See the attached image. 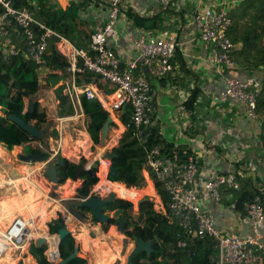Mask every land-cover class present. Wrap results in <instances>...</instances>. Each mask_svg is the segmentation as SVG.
Listing matches in <instances>:
<instances>
[{"label": "crops", "instance_id": "crops-1", "mask_svg": "<svg viewBox=\"0 0 264 264\" xmlns=\"http://www.w3.org/2000/svg\"><path fill=\"white\" fill-rule=\"evenodd\" d=\"M53 1H55L68 15H76L77 21L84 30L81 34L82 37L90 35V33L100 28L108 17L106 4L98 1ZM238 3V0H124L120 15L115 24L116 34L113 38L108 40V44L124 62L137 58L139 51L134 46L133 39L140 31H145L149 36L156 38L173 36L176 39L177 46L172 59V70L161 78H155L150 75L147 70L144 71V76L150 83L152 97L157 106V115L154 122L158 124L163 139L173 147L184 148L185 152L194 156L198 169L196 183L199 188L203 186L208 176L211 174L235 172L240 176L251 178L253 185L264 191V150L260 141V122L258 119L255 120L247 117L243 106L237 101L228 100L221 102L218 99V94L224 87L223 76L220 74L218 67L213 64L208 46L199 38L194 22V15L198 9L211 6L215 9L224 8L229 11ZM132 16L144 18V26H139ZM136 73L141 74L140 70H137ZM230 73L232 76L240 79L249 77L259 78L257 71L251 72L242 67H237ZM66 77L67 76L58 82H61L59 85H62L63 88L64 83L62 84V82ZM100 82L104 87L112 89V87L104 81L100 80ZM94 84L100 90L99 92L104 94L103 97H107L111 94L105 92L103 87L101 88L98 87L96 83ZM62 92L67 95L63 89ZM192 94L196 95L195 100L193 103L187 104ZM80 96L81 95L78 96L79 103L77 102V97L74 96V100H72L74 106H72L74 112H77V109H79L81 113H83L80 105ZM99 96L102 95L99 94ZM1 115L2 112L0 111V116ZM115 123L117 127L118 124L119 126L122 124L120 121L117 123L116 119ZM122 126L123 132L125 127L123 124ZM122 132L118 135L113 134L116 142H118L117 140H119ZM61 136L58 142L60 146L59 150H62L64 141V137L62 138ZM88 140V134H84L83 140L79 141L78 144L85 146ZM32 143L40 144L41 141L35 140L22 143L21 145H14L12 149H16L14 147H29ZM11 150L0 143V161L9 168L15 170L14 175L10 177H6L5 170H0V180H2L3 177L5 180L7 178L15 179L20 177V165L23 167L26 166L23 163L16 166L14 160L20 152L18 151L15 157H11ZM5 152H8V154L1 156V153ZM40 165L41 163H36V165L32 167V171H36V168L40 167ZM143 174H146L145 171H143ZM29 176L30 174L27 179H32V184L28 186L30 189L37 188L41 190L42 188L41 191L45 190L43 185L35 182L33 178L36 177L31 176L30 179ZM147 178H149V176H147ZM150 179L148 180L151 182L152 180ZM66 180L72 183L74 182L71 178H67ZM2 181L3 183L5 182L4 180ZM72 183H70L67 188L64 187V183H57L59 185L61 184L62 188L66 190V197L62 196L58 201V205L47 199L45 200V204L38 206V209L44 208L45 206L48 211H52L51 216L44 224V229L48 235H50V233L47 232V223L56 218V215L62 211L59 206V204L61 206L63 205L61 200L69 199L70 197L68 195L75 187L78 188L82 181L74 186ZM151 183L154 193L150 195L153 196L156 194V191L153 182ZM9 188L13 189V186L8 188H6V185L3 187L0 186V199L5 197L8 203L12 205L11 207H14L15 202L19 201L14 195L18 194L14 193L11 197L6 196L9 194L6 189ZM130 188L139 190L144 187L140 188L134 186ZM92 190L96 191V189H91V191ZM238 190L237 184L232 189L222 187L221 193L223 198L220 202L199 198L198 203L200 207L213 218L216 228L222 234H236L242 237L250 236L252 232L245 214L228 207L231 202H234L235 194ZM21 191L23 193H28L24 189ZM69 191L70 193H68ZM50 199L52 198L50 197ZM46 205H48V208ZM16 215L17 214L12 217L14 218ZM13 218H7L4 216L3 212H0V230L3 228V230H5ZM65 218L66 216L63 217V219ZM76 220L75 228L77 231L75 234L71 230H69V232L73 234L76 244L79 246L80 253L82 252L81 254L84 256L90 254L93 262L96 256L100 257L102 255L95 247L98 239L103 240L105 232L102 230L101 223L93 221L92 216L87 217L85 222L77 218ZM64 222L66 223V220H64ZM83 230H85L86 235L89 237L87 238V244H85L80 237ZM29 232L30 229L28 230V236ZM40 236H35L28 240L25 253L19 250L17 255L14 256L15 252H12L17 249L9 247V255L12 256V259L9 262L4 258L5 260L3 262H5V264H16L17 259L21 260L24 254L29 257L31 255L29 251L31 243H34V240ZM101 240L99 244L104 243V240L102 242ZM260 241L264 244V222L260 226ZM46 245H48L49 249L48 241ZM106 245V248H109L108 250L113 249L108 244ZM114 249L116 250L117 247H114ZM104 250L105 248L103 252ZM3 255L4 254H1L0 258H2ZM45 255L48 258L49 252L46 251ZM111 259H113L111 262V264H113L119 260V256H113Z\"/></svg>", "mask_w": 264, "mask_h": 264}, {"label": "built area", "instance_id": "built-area-1", "mask_svg": "<svg viewBox=\"0 0 264 264\" xmlns=\"http://www.w3.org/2000/svg\"><path fill=\"white\" fill-rule=\"evenodd\" d=\"M92 1L106 4L108 17L90 35L89 49H79L63 36H59L55 42L57 51L69 64L66 67L67 77L62 82L63 91L73 106L74 96L79 103L78 96L84 95L87 99H97L103 109L113 116L114 112L117 114L126 104L130 108L131 124L142 132V129L154 123L157 115V106L144 71L147 70L155 78H161L170 72L173 68L176 39L173 36L156 38L140 31L133 39V44L139 51L137 58L123 62L108 44V40L116 34L115 24L124 0ZM0 5V52L3 58L19 55L31 60L38 69H46L44 56L47 39L55 33L35 20L27 8L15 9L10 0H0ZM194 22L199 38L208 46L212 62L223 76L224 87L219 92L218 99L221 102L237 101L243 106L247 117L258 119L256 102L261 88L260 80L254 77L240 79L230 73L236 69L237 64L232 57L236 44L227 35L231 25L228 11L206 6L197 10ZM86 70L95 73L100 80L112 87L109 96L103 97L104 94L99 92L94 83L77 84L76 77ZM137 70L141 74L136 73ZM61 120L63 118L59 119ZM57 145L59 150V143ZM109 164L110 162L108 166ZM146 166L144 171L147 176L150 177V172L153 173L168 196L167 206L165 208L161 203V210L167 213L170 222L177 224L182 235L189 238L190 242L205 237L216 241L217 251L211 257L215 264H264V244L260 241L264 205L259 196L244 203L245 217L252 232V235L245 237L222 234L216 228L213 218L198 203L199 198L220 202L221 188L236 186L235 172L211 174L199 188L196 183L198 169L194 156L188 155L185 160L175 157L170 159L164 157L158 147L147 152ZM108 175L107 169V178ZM93 191L100 194L98 190ZM234 206V203L228 205L230 209H234ZM28 230L26 217L17 214L5 230H0V255L9 247H17L19 251L28 239ZM187 244L186 239L177 240L179 247H186ZM55 255L54 258L49 255L47 259L54 260Z\"/></svg>", "mask_w": 264, "mask_h": 264}, {"label": "trees", "instance_id": "trees-1", "mask_svg": "<svg viewBox=\"0 0 264 264\" xmlns=\"http://www.w3.org/2000/svg\"><path fill=\"white\" fill-rule=\"evenodd\" d=\"M239 3L228 11L231 18V25L227 35L236 44L232 52L237 67H242L248 71H257L261 88L257 97L256 111L260 122V141L264 150V0H238ZM11 6L15 9L27 8L30 10L39 23L51 29L55 34L48 37V45L45 51V61L47 69L46 81L49 86L58 84L67 72L68 61L62 56L55 47V42L59 36L69 39L77 48L88 50L90 35L82 37L83 29L77 21L76 15H68L53 0H10ZM2 10L0 5V11ZM139 26H144L145 19L132 16ZM81 59H79V65ZM236 67V68H237ZM38 66L31 60L22 56H10L3 58L0 52V143L7 149H12L14 145H21L37 139L30 138L17 124L7 118L8 114H15L25 121L43 128L48 124L44 105L34 99V107L31 112L27 110V101L32 98L39 89ZM77 84H87L94 82L98 87H103L104 91L111 93L113 89H108L101 84L100 78L93 72L84 71L76 78ZM63 86L58 85L55 89L56 98L61 106L60 114L72 115L73 106L62 92ZM195 94L190 96L187 104L195 100ZM80 105L84 116L88 119L87 132L94 144L99 141V131L106 120L108 112L103 109L97 99H87L84 95L80 96ZM117 119L124 125L116 146L112 147V152L116 157L112 160L116 168V176L108 175L111 181H118L126 187H144L145 178L143 171L147 169V152L158 147L161 154L173 159L185 160L190 153L185 152L184 148L173 147L163 139L159 126L155 122L142 129L145 136L136 129L130 121V108L118 110ZM115 125V124H113ZM40 141V140H37ZM16 148V147H15ZM28 151L39 152L40 149L28 147ZM26 152V151H25ZM63 159V158H62ZM77 164L65 159L64 164L57 165L58 183H64L67 178L75 180L74 168ZM92 173L86 171L81 173L82 183L77 188L79 194L88 195L90 188L98 181L96 167L91 168ZM155 191L159 196L162 205L166 208L168 196L161 184L150 172ZM238 191L235 194L234 210L241 211L244 203L253 200L256 196L261 198L264 205V191L253 185L249 177L235 175ZM232 189V188H230ZM108 202L104 206V211H113L106 222L101 223L102 230L106 232L110 225L114 229L116 218L126 213L131 218L125 224V236L136 241L138 237L153 242V247L157 253L149 256L139 253L133 256L135 264H215L211 257L217 251V243L211 237L194 239L192 242L185 235H182L180 228L175 222H170L167 213L162 210H155L151 200H141L138 204L137 213L140 220H133V203L127 199L119 197ZM221 198L223 195L221 193ZM59 217L47 223L50 234L56 233L57 229L64 224L60 213ZM92 220L97 222L93 217ZM183 238L187 240L186 247H179L177 240ZM76 244L75 238L68 233L58 244L59 255L61 258L68 256ZM47 245L36 246L33 242L30 246V254L39 264H47L48 259L45 255ZM49 252V249L47 250ZM32 260V259H31ZM33 261V260H32ZM34 263V262H33ZM68 264H89L87 256L80 255L73 258Z\"/></svg>", "mask_w": 264, "mask_h": 264}, {"label": "rangeland", "instance_id": "rangeland-1", "mask_svg": "<svg viewBox=\"0 0 264 264\" xmlns=\"http://www.w3.org/2000/svg\"><path fill=\"white\" fill-rule=\"evenodd\" d=\"M38 72H39V75H40L39 76V89L36 92V94L34 96H32V99L33 100L37 99L44 105L45 111H46V119L48 121V131H47L46 137L44 139L40 140L41 141L40 144H33L32 143V144H30V146L33 147V148H37V149H48L50 151V156L53 157L52 160H55L56 158H60V159L63 158V159H67L68 161L73 162L75 164L83 163L86 168L96 167V173L95 174L98 177V181L96 182V184H98V182L100 181V178H99L98 175H99V172H101V162L107 163L103 173L107 172L108 162H109V160L104 159V158H100L101 160H92L93 157L97 155L98 147L100 146V143L102 142L101 141L102 140L101 131H99V143L94 144L92 142V140H90L89 134L86 132L88 119L84 116L83 113H81V111L79 109H77V112L76 111L73 112L72 115L60 114L59 111L61 110V106L59 105V101L56 98L54 89L61 82L56 84V85L49 86L47 84V81H46V75L48 74L49 70L48 69H44V68H40L38 70ZM108 114H110V113L108 112ZM58 118L59 119L63 118V120L59 121ZM110 118L111 119H110L109 124H108V131H107L106 136H105V138L107 139L106 143H105V148H106L105 151L106 150L107 151H111L112 147L117 145L118 142H116V143L114 142V143H112L110 145H108V142L110 141L111 138L114 137L113 134H120L122 132V130H123V128H122L123 126H122L121 123H120L121 126H119V124H118V127H117V125H113V124H116L115 123V119H117V115H116L115 112H114V116L112 114H110ZM85 133L88 134L89 140H88L87 144H85V146L84 145L82 146V145H80L78 143H79V141L83 140V135ZM60 136L62 138L64 137L62 150L61 149L60 150L57 149L58 148L57 143L60 141ZM96 148H97V150H96ZM54 150H57L58 152L56 153V152H54ZM95 150H96V152H95ZM16 151L17 152L15 153V155L18 153V151L24 153L25 151H28V147L27 146L24 147V148H21V147L17 148L16 147ZM10 152H12L10 154L11 157H15V155L13 154L14 149H12ZM4 154H8V152L1 153V156H4ZM99 161H100V164H99ZM14 163L16 164V166L18 164H22V163L25 164L26 166L23 167L22 165H20L21 166L20 167L21 168L20 169V172H21V176L20 177L15 178V179L7 178L5 180L4 186L6 185V188L12 187L16 183V185L19 187V192H21V190H23L26 187V183H27V180H24V178H25L24 174H26V172L29 171V174H30L29 178L31 179V176L36 177V178H33V179H35V182H38L41 185H43V187L45 189L44 190L45 192L41 191L42 190V188H41L40 191L38 190L39 192H36L34 194H30L29 196H27L28 199L37 200L38 206H42V204H45V201L43 202V199L44 200L48 199L51 202H54L55 204L58 205L59 199L62 198V196L66 197V195H65V191L66 190L62 188L61 184L60 185L59 184H55L53 182L48 181V179L46 178L45 170H46L47 164L44 165V163H42V162H24V161L19 160L17 157H15ZM36 163H41V165H40V167L36 168V171H32V167L34 165H36ZM0 170H2V171L5 170L6 171V177L7 176L10 177V176L14 175V171H15L14 169L9 168L7 165L3 164L1 161H0ZM143 176L145 177V181H146L145 184L146 183L147 184L144 186L143 189H139L141 191H138V194L133 196V197H131L132 195H130L128 190H124L125 192L123 190H121L122 189L121 186H123L126 189H129L130 187H126L121 182H113V181H111L109 179L108 180L112 182V189L109 192L104 193V194L100 192V195L102 197H107L111 192H115L116 194L119 195V197L131 201L133 203L132 212L137 214L136 217H135V220H140L139 215L137 213V210H138L137 209L138 208L137 204H138V201H140V199L142 197H144V196H147L149 198V200H151L153 202V208L155 210H161V200H160L159 196H157V195L156 196L155 195L152 196L149 193H146V190L148 188L147 187L148 184L149 183L152 184L151 183L152 181L150 182L148 180V179H150V177L147 178L146 174H143ZM11 181H14V183L11 182ZM73 181L77 184L78 182L81 183L82 179L80 178V179L73 180ZM7 182H9V183H7ZM10 182L12 184H10ZM19 182H21V183H19ZM65 182H64V185L69 186L68 182H66V183ZM120 184H122V185H120ZM94 185L91 186L90 192H91V189H95ZM67 186H65V187H67ZM96 190H98V189L96 188ZM76 191H77V187H75L73 189V191L68 196L72 197L76 193ZM50 197L52 199H50ZM46 206L48 208V205H46ZM59 206H60V208L62 210L60 212V215L62 217L66 216V218L63 219V220H66L68 230H71L75 234V232L77 231V229L75 228V225H76V222H77L76 218L73 217L69 212H67L66 208L63 205L61 206L59 204ZM44 208H45V206H44ZM88 213L89 212L85 211L86 218L87 217H91V214L89 213L90 214V216H89ZM106 213L109 216H112L114 212L113 211H106ZM51 214H50V216H51ZM50 216H48V218ZM122 216L125 218L126 221H130V219H131L129 217V215L126 214V213H123ZM83 222H85V220ZM113 226H114V229L110 225L108 230H107V232H105L106 236L104 235V237H103L104 241L101 240V239H98L96 241V247L97 248L95 247V249L100 251V253L102 255L100 257L96 256L95 259L92 262V256L90 254H87V256L89 258V264H91V263L93 264L95 260H101L102 257H106V254L107 255L109 254L110 256L113 255V254L115 256L116 255L119 256V260L116 261L113 264H124L125 263L126 255L128 254V252L133 247L135 241L131 240L130 238L126 237L121 232H119L116 229L115 225H113ZM74 229H76V230H74ZM84 234H86L85 230L82 231V233L80 234V237L84 238L83 237ZM100 240H101V242L103 241L104 243L99 244ZM105 242H106V244H108L113 249L108 250L109 248H106L107 245L105 244ZM114 247H117V249L115 250ZM104 248H105V250L103 252ZM55 249H56V239H55V243H54V246H53V254L55 252ZM47 250H48V245H47V249L45 250V253H46ZM29 251H30V247H29ZM49 251H52V247L50 248V243H49ZM14 252L13 253H14V256H15V255H17V253L19 251H14ZM32 258H33L32 255H30L28 257V256H26L24 254V256H23V258L21 260L17 259L16 264H39L35 258H33V259ZM6 259L10 262V260L12 259V256L9 255ZM31 259L33 260L34 263L32 262ZM113 259H109L107 261H104L103 263L104 264H111Z\"/></svg>", "mask_w": 264, "mask_h": 264}, {"label": "water", "instance_id": "water-1", "mask_svg": "<svg viewBox=\"0 0 264 264\" xmlns=\"http://www.w3.org/2000/svg\"><path fill=\"white\" fill-rule=\"evenodd\" d=\"M34 107V102L32 98H29L27 101V110L31 112ZM126 104H124L121 107L122 112L126 110ZM7 118L17 124L19 127H21L24 131L27 132V134L30 136V138L42 140L46 137L47 131H48V124L43 127L39 128L36 125L29 123L22 119L21 117L15 115V114H8ZM110 114L107 115L105 122L103 123L100 131L102 134V142L107 140L105 138L106 133L108 131V124L110 121ZM141 136H145V133L142 131ZM36 140V141H37ZM35 141V140H34ZM101 142V143H102ZM116 157V154L111 151H105L103 154V158L109 160L110 164L108 166V174L110 176H116V168L114 164L112 163V160ZM17 158L24 162H42L47 164L46 170H45V176L48 179V181L53 182L55 184L58 183V172H57V165L58 164H64L65 159H55L52 160L53 157L50 156V151L48 149H41L39 152H31L26 151L24 153L20 152L17 156ZM86 171L87 173L91 174L92 170L91 168H86L83 163L77 165L74 168V174L76 179L81 178V172ZM118 198L117 194L115 192H111L107 197H102L100 194L95 193L93 190L88 194H79L77 191L76 193L70 197L67 200H61V203L66 208L67 212H69L72 216L77 218L80 221H84L86 218V212H89L91 216L99 223L106 222L108 219V214L106 211H104V206L106 203ZM149 198L147 196H144L140 199L141 200H148ZM139 204V201H138ZM137 204V206H138ZM136 213L132 214L133 220H135ZM59 215H56V218H58ZM63 218V217H62ZM125 218L120 215L116 218L115 221V227L116 229L121 232L123 235H125V224H126ZM47 232H49V228H47ZM50 233V232H49ZM70 233L66 223L59 227L53 235L56 237V252H55V259L54 260H48L47 264H68L73 258L82 255L79 250V246L77 244L74 245L73 251L66 256L65 258H61L59 255L58 250V244L59 242L68 234ZM47 243V239L44 236L38 237L36 240H34V244L36 246H41L43 244ZM145 253L146 256H149L152 253H157V250L153 247V242L149 240H144L141 237H138L137 240L134 242L133 247L126 255V260L124 264H135L133 261V256L139 253Z\"/></svg>", "mask_w": 264, "mask_h": 264}, {"label": "bare ground", "instance_id": "bare-ground-1", "mask_svg": "<svg viewBox=\"0 0 264 264\" xmlns=\"http://www.w3.org/2000/svg\"><path fill=\"white\" fill-rule=\"evenodd\" d=\"M116 122L118 123L119 121L116 119ZM114 142H116L115 136L110 139V141L108 142V145L109 144H112ZM105 143H106V140L103 141L102 143H100V146L98 147L97 155L94 156L92 160H101L100 158H103V154H104L105 149H106L105 148ZM96 150H97V148H96ZM96 150H95V152H96ZM16 152H17L16 149H14L13 154L15 155ZM106 164L107 163H105V162H101L100 181L98 182V184H95L94 185L95 189L97 188L99 190V192H101L103 194L109 192L112 189V183L109 182V181H107L108 180L107 177H106L107 180L105 179V174H104L105 172L103 173V171L105 170ZM24 175H25L24 176L25 177L24 180H27L26 187L24 188V190H26L28 193H25V192L23 193L22 191L19 192V187L16 185V183L14 184L13 189H11V188L6 189L9 192V194L6 195V196H9L10 197V196L14 195V193L15 194L17 193L18 195H14V196H16L19 199V201H16L17 204L15 202L14 207H11L12 205L8 203V201L5 199V197L4 198L2 197L3 199H0V212H3L4 213V216H6L7 218L9 217L10 219H12L13 218L12 216L15 215V214H21L24 217H26V220L28 222V226H29L30 232H29L28 239L26 240V242H24V244L18 250H22V253H24L26 251V248L28 246V240L30 238L35 237V236L44 235L45 238L47 239V241L50 243V248L52 247V251H49V255H50V258H53L54 257V254H53V246H54L56 237H55V235H52V234L48 235L46 233L45 229H44V224L48 220V216H50V214L52 213V211H50V210L48 211L46 209V207L45 208L42 207V208L38 209L39 207H38V204H37L38 203L37 200L28 199L27 196H29L30 194H34L36 192H39L40 190L38 191L37 188H31L30 189L28 187V186H30L32 184L31 180H28L27 179L28 178V175H29V171H27L26 174H24ZM3 180L5 181V178L4 177H3ZM11 182L14 183V181H11ZM11 182H10V184H12ZM66 182H68V185H69V183H72L69 180L66 181ZM7 183H9V182H7ZM19 183H21V182H19ZM72 184L75 185L76 183L73 182ZM0 186L1 187L4 186V183H3L2 180H0ZM65 186H67V185H64V187ZM121 187H122L121 190H123V191L124 190H128V192L130 193V195H132L131 197L137 195L138 194V191H139L138 189H134V188L126 189L123 186H121ZM147 187L148 188L146 190V193L153 194L154 193V189H153L152 184L149 183ZM68 193H70V191ZM44 201L45 200L43 199V202ZM3 229H1V230H3ZM83 237H84V238H82L83 242L85 244H87L88 243V239L87 238H89V237L86 234H84ZM12 248H16L17 249V247H12ZM9 249L10 248H8L6 250V252L4 253V255L2 256V258H0V264H5V262H3V261L9 256ZM112 256H115V255L113 254V255L110 256L108 254L106 257H102L101 260H95L93 264H104L103 262L111 259Z\"/></svg>", "mask_w": 264, "mask_h": 264}, {"label": "flooded vegetation", "instance_id": "flooded-vegetation-1", "mask_svg": "<svg viewBox=\"0 0 264 264\" xmlns=\"http://www.w3.org/2000/svg\"><path fill=\"white\" fill-rule=\"evenodd\" d=\"M29 147H31V146H29ZM32 148H33V147H32ZM40 150H41V149H40ZM56 159H59V158H56ZM77 165H79V164H77ZM82 172H83V171H82ZM82 172H81V173H82ZM104 174H105V178H106V173H104ZM98 176H99V178H100V172H99V175H98ZM106 180H107V178H106ZM108 181H109V180H108ZM109 182H110V181H109ZM44 253H45V252H44Z\"/></svg>", "mask_w": 264, "mask_h": 264}]
</instances>
